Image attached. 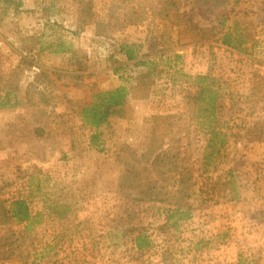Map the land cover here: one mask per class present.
I'll use <instances>...</instances> for the list:
<instances>
[{
	"label": "rangeland",
	"instance_id": "rangeland-1",
	"mask_svg": "<svg viewBox=\"0 0 264 264\" xmlns=\"http://www.w3.org/2000/svg\"><path fill=\"white\" fill-rule=\"evenodd\" d=\"M136 3L0 0V75L21 56L34 57L46 71L37 80L27 70L20 82L25 88L28 81L42 80L41 88L57 94L51 103L58 102L57 116L52 115L46 131L53 135L41 138L20 131L39 114L37 107L0 106V184L13 183L5 197L21 187L18 167L36 165L52 177L43 181L51 198L37 191L31 199L33 210L44 214L40 228L27 234V248L34 240L38 251L55 247V257L38 259V264L55 258L59 264H238L241 255L264 264V140H247L246 130L264 121V0H231L206 16L195 10V19L207 26L225 19V27L231 26L240 41L236 49L187 32H179V38L175 31L162 36L160 30L167 24L161 21H131L127 10ZM56 38L81 52L89 67L81 77L71 71V53L51 51ZM124 41L141 43L138 60L157 64L153 89L143 96L131 87L121 111L93 127L81 114L83 106L101 91L134 85L137 70L147 68L128 63L114 69L124 60L118 47ZM198 73L226 82L221 88L226 102L221 120L232 126L228 153L239 170L241 199L216 195L206 175L198 177L192 196L185 199L137 187L125 176L132 152L146 158L153 127L163 116L182 111L190 115L198 88L186 75ZM57 121L71 128L60 132ZM196 147L201 169L204 143ZM53 199L69 203V215L58 218L49 212L46 206ZM28 250L0 264H33L34 247Z\"/></svg>",
	"mask_w": 264,
	"mask_h": 264
},
{
	"label": "trees",
	"instance_id": "trees-1",
	"mask_svg": "<svg viewBox=\"0 0 264 264\" xmlns=\"http://www.w3.org/2000/svg\"><path fill=\"white\" fill-rule=\"evenodd\" d=\"M230 3L231 0H137V3L127 11L134 23L151 18L169 25V29L166 25L160 30H164L160 32L162 36H165L166 32L170 34L175 31L179 38V32H187L199 38L219 40L223 45L236 49L240 41L235 40L231 26L225 27V19L211 26L204 25L195 19V10L201 11L206 16L209 12L219 11ZM16 6L21 8V1L16 2ZM89 15L87 14V17ZM216 17L218 18V13ZM106 25L107 22L104 26ZM50 45L54 47L51 50L54 53H71L70 59L73 65L71 71L75 77H81V71L89 68L81 52L79 53L78 49L71 44L66 45L60 38H56ZM118 47L119 54L123 55L124 60L114 68L116 71L127 67L128 63H133L138 67L147 65L145 66L147 68L137 70L134 85L131 84L130 87L120 85L107 91H101L96 100L83 106L81 114L85 121L93 127H99L109 115L120 110L131 94V87L137 89L140 95L148 96L155 83L154 74L157 64L148 65L145 60H138L143 47L141 43L124 41ZM27 70L33 71L37 80L46 71L35 62L34 57L21 56L15 66L5 75H0V106L16 107L24 104L27 107H37L39 114L29 118L20 131L25 134L27 130L28 133L41 138L47 129H50L49 122L52 124V117L57 116L58 102L51 103L52 100L57 99V94L54 90L47 91L46 88H41L42 80L28 81L24 88L20 81ZM186 78L190 81V85L198 88L196 102L188 110L190 115L186 116V112L182 111L171 112L163 116V121L161 120V123L153 127L146 158L143 159L132 152L127 162L125 176L137 187L158 188L168 191L174 199H185L192 196L191 192L197 184L198 177L206 175V179L212 184L211 190L216 192V195L227 200L241 199L242 184L239 170L231 163L228 153L232 141L233 133L230 132L232 126L221 120L226 109L225 93L221 91V88L222 82H226L209 73L188 74ZM230 95L232 98L235 97L234 93L230 92ZM262 122L264 121H256L246 128L247 140H264V123ZM54 124L59 127L60 132H67L71 128L65 121L63 125H59L58 121ZM30 126L31 129L28 130ZM52 135L50 132L46 133V137ZM200 142L204 143V154L202 167L198 169L196 145ZM16 179L18 184L21 182V187L14 190L10 197L5 196L8 193V187L13 183L0 184V260L21 256L25 251L28 253V249L34 247L33 264H38V259L42 261L47 256H49L48 259L53 258L57 252L51 254V250L55 247L38 251L35 240L27 248L25 238L27 234L30 236L31 232L40 228L44 214L43 210H33L31 199L33 195H37V191L51 198L50 193L44 191L43 181L48 183L52 177L41 167L33 165L29 168L18 167ZM53 189H55V184ZM51 194L56 196L57 192L54 190ZM46 207L58 218H64L71 212L69 203L60 204L56 199H53ZM15 226H20V228L16 229ZM59 262L60 260L55 258L43 264H59ZM238 264L257 263L241 255Z\"/></svg>",
	"mask_w": 264,
	"mask_h": 264
}]
</instances>
